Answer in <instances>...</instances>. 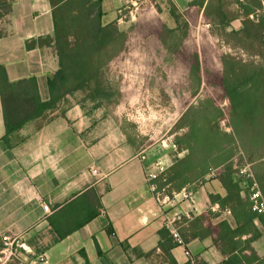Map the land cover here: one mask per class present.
<instances>
[{
    "label": "crops",
    "instance_id": "0c3cea01",
    "mask_svg": "<svg viewBox=\"0 0 264 264\" xmlns=\"http://www.w3.org/2000/svg\"><path fill=\"white\" fill-rule=\"evenodd\" d=\"M107 1L104 24L117 21L123 4L115 0L114 16L108 19ZM171 1L187 10L194 0ZM8 16L14 27L0 38V65L12 82L36 77L47 101L57 57L47 49L28 50L26 43L53 34L50 2L14 0ZM78 93L12 135L11 146L4 141L0 96V239L19 240L25 264H264V222L247 220L240 232L241 219L231 206L208 197L211 184L226 193L217 181L192 190L198 213L177 225L183 244L170 242L147 176L158 161L169 170L180 158L174 144L141 145L105 108L86 104ZM188 212L180 201L170 209L173 217Z\"/></svg>",
    "mask_w": 264,
    "mask_h": 264
},
{
    "label": "trees",
    "instance_id": "16d2710c",
    "mask_svg": "<svg viewBox=\"0 0 264 264\" xmlns=\"http://www.w3.org/2000/svg\"><path fill=\"white\" fill-rule=\"evenodd\" d=\"M103 1L49 0L53 34L26 43L28 50L38 48L43 52L47 49L57 57L59 68L48 77L49 100H42L36 77L12 82L6 67L0 65V96L6 128L4 141L8 146H11L12 135L26 124L55 111L67 95L82 90H89L97 96L104 92L101 88L102 53L113 44L123 42L126 34L119 28L117 21L103 23ZM152 1L157 3V0ZM13 2L9 0V4H6L0 1V8H8L6 13H0V19L11 13ZM236 4L237 14L226 10L225 0H194L187 10L198 8L200 12L203 11L204 24H210L213 28L221 26L226 29L234 20L240 19L241 29L231 33L239 35L244 46L253 54L261 56L264 62V0H236ZM170 13L175 18V10ZM221 62V75L206 67L203 76L214 92L219 91V100L215 101L211 97L207 105L190 107L183 114L179 129L186 127L187 133L177 136L175 144L186 155L176 159L165 175V182L162 177L156 182L160 187L169 185L170 191H179L199 179L201 184L219 182L226 193L222 195L216 190L215 184H211L212 191L208 197L212 203L218 202L222 207L231 206L233 215L241 219L238 220L241 232L245 231L247 220L256 217L264 222V213L259 214L252 209L250 186L253 179L241 174V170L250 165L254 180L264 196V63L251 69L249 65L225 55H222ZM191 74L192 81L199 87L202 82V63L198 53L194 55ZM224 102L229 103V108L252 107L255 115L263 118V123L254 124V134H246L248 137L238 135L232 126L228 127H232L233 132L225 131L220 126L221 121L226 119V112L220 106ZM236 136H239L248 158L234 154ZM65 235L59 234L61 238ZM170 242H174L172 237ZM168 259L173 260L170 255Z\"/></svg>",
    "mask_w": 264,
    "mask_h": 264
},
{
    "label": "rangeland",
    "instance_id": "374dc122",
    "mask_svg": "<svg viewBox=\"0 0 264 264\" xmlns=\"http://www.w3.org/2000/svg\"><path fill=\"white\" fill-rule=\"evenodd\" d=\"M0 1L9 4V0ZM107 2L108 19H111L117 1ZM157 3L140 0L136 7L122 14V20H119L118 14L117 23L126 34V39L102 53L101 88L104 92L97 96L89 90H82L78 97L88 105L105 108L121 123L128 136L141 145L148 147L163 141L172 142L176 154L183 158L186 152H181L175 144L177 136L187 133L186 127L179 129L183 114L190 107L207 105L211 97L216 101L221 96L218 90L214 92L205 82L206 67L221 75L222 55L249 65L251 69L260 67L264 62L261 56L244 46L239 35L231 33L241 29L240 19L234 20L226 29L221 26L213 28L204 24L203 13L198 8L182 10L171 0H157ZM225 8L233 14L238 12L236 0H225ZM173 9L175 18L170 13ZM7 10V6L1 7L0 13ZM13 27L12 18L5 15L0 19V37L11 32ZM197 53L202 63L199 87L192 81L191 74ZM220 106L226 112V119L221 121L220 126L227 132H233L234 128L238 135L248 137L246 134H254V124L263 123V118L255 115L252 107L229 108L228 102ZM236 138L234 154L248 158L239 136ZM200 181L195 180L185 188L194 190L201 184ZM15 247V243L5 245L0 239V264L19 263L11 254V249Z\"/></svg>",
    "mask_w": 264,
    "mask_h": 264
},
{
    "label": "built area",
    "instance_id": "2783aa9c",
    "mask_svg": "<svg viewBox=\"0 0 264 264\" xmlns=\"http://www.w3.org/2000/svg\"><path fill=\"white\" fill-rule=\"evenodd\" d=\"M123 5L118 10V14L120 16L119 20H122V14L130 9L131 7H136L138 4V1L140 0H122ZM145 159V157H143ZM168 166L163 161H158L155 163V170L148 173L147 180L149 183V187L151 192L153 193L154 199L160 209V211L165 216V227L170 230V235L176 241L177 243L183 244V240L181 238L179 227L177 226L178 223H181L185 218H189L191 214L198 213V207L196 204V196L195 193L192 190H189L188 188H183L179 192L176 191H170V186L165 185L163 187H160L156 183V179L163 178V181L165 182V175L167 173ZM93 173H97V169L93 170ZM241 174L246 175L249 178L253 179V182L250 186V200L252 202V209L253 211L262 214L264 213V196L262 194V191L260 190V187L258 183L254 180L253 174L250 170L249 166L244 167L241 170ZM178 196L180 198L178 199ZM185 202L187 206L189 207V212L187 215H177V216H171L170 215V209L173 207V205L177 202ZM43 211L45 215H49L51 213L50 207L43 203L42 204ZM4 244H16V247L11 249V254L19 261V264H25L26 259L22 257L20 254V246L21 242L17 239H12L9 237H3ZM5 250V249H4ZM8 250V248H7ZM187 255H189V252H186Z\"/></svg>",
    "mask_w": 264,
    "mask_h": 264
}]
</instances>
